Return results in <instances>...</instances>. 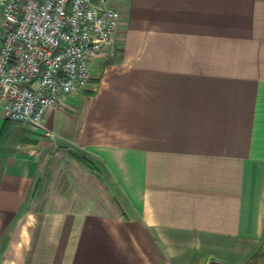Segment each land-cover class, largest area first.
I'll use <instances>...</instances> for the list:
<instances>
[{"label": "crops", "instance_id": "crops-1", "mask_svg": "<svg viewBox=\"0 0 264 264\" xmlns=\"http://www.w3.org/2000/svg\"><path fill=\"white\" fill-rule=\"evenodd\" d=\"M125 2L73 113L16 122L0 95V264H264V0ZM57 144L93 169L36 211Z\"/></svg>", "mask_w": 264, "mask_h": 264}, {"label": "built area", "instance_id": "built-area-1", "mask_svg": "<svg viewBox=\"0 0 264 264\" xmlns=\"http://www.w3.org/2000/svg\"><path fill=\"white\" fill-rule=\"evenodd\" d=\"M107 0H0V95L7 119L40 125L90 82L94 59L118 46Z\"/></svg>", "mask_w": 264, "mask_h": 264}, {"label": "rangeland", "instance_id": "rangeland-1", "mask_svg": "<svg viewBox=\"0 0 264 264\" xmlns=\"http://www.w3.org/2000/svg\"><path fill=\"white\" fill-rule=\"evenodd\" d=\"M107 4L115 7L120 12L121 22H122L124 19V12H125V5H126L125 0H107ZM120 40H118V46L113 50V52H115L116 50H119V48L121 47ZM93 69H94V66H93ZM97 71L98 72H96L97 73L96 76L94 75V70L92 71L90 82L83 90H81L78 94H75L68 98L69 99L71 97L75 98L78 95L86 94L87 92H89L88 90H90V88H93V89L96 88L95 85L100 82V79H101L100 75L102 74L103 69L101 70L100 68ZM68 100L66 101L65 99L64 106L61 111H64L67 113H73L74 109L69 106ZM49 136H44V138H47ZM57 146L61 148L62 151H58V154L57 153L52 154L51 159L47 161V164L43 167L42 172L40 173V181H32L30 185V195L28 197V202L29 203L31 202V204L33 205V208L36 211H41L47 206V204L49 203L46 201L48 194L65 193L68 190L70 191L71 188H73L74 184H77V181H64L66 178L67 169L65 171L63 167H66L68 164L78 162L87 168V166L84 164V160H86V158L88 160L90 159L89 158L90 156L86 152L78 149L77 147H74L73 145L57 144ZM62 163L64 166L62 165ZM51 164H53L52 168H50ZM53 178L54 179L57 178L58 181H50V180H53ZM62 178L64 180L59 181ZM84 182L88 183L90 187V191H93L94 189L93 182L92 181H84ZM51 205L53 207H56L58 206V203L53 201L51 202ZM11 258H12L11 253L8 256H6V260L8 261H10Z\"/></svg>", "mask_w": 264, "mask_h": 264}, {"label": "trees", "instance_id": "trees-1", "mask_svg": "<svg viewBox=\"0 0 264 264\" xmlns=\"http://www.w3.org/2000/svg\"><path fill=\"white\" fill-rule=\"evenodd\" d=\"M84 164L89 168V169H93V165H92V162H91V160L89 159H87L86 158V160H84Z\"/></svg>", "mask_w": 264, "mask_h": 264}, {"label": "water", "instance_id": "water-1", "mask_svg": "<svg viewBox=\"0 0 264 264\" xmlns=\"http://www.w3.org/2000/svg\"><path fill=\"white\" fill-rule=\"evenodd\" d=\"M207 264H224V263L218 261H209Z\"/></svg>", "mask_w": 264, "mask_h": 264}]
</instances>
